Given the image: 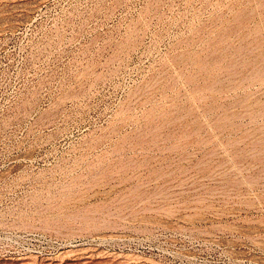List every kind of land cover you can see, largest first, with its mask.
<instances>
[{
  "label": "rangeland",
  "instance_id": "obj_1",
  "mask_svg": "<svg viewBox=\"0 0 264 264\" xmlns=\"http://www.w3.org/2000/svg\"><path fill=\"white\" fill-rule=\"evenodd\" d=\"M0 264H264V0H0Z\"/></svg>",
  "mask_w": 264,
  "mask_h": 264
},
{
  "label": "built area",
  "instance_id": "obj_2",
  "mask_svg": "<svg viewBox=\"0 0 264 264\" xmlns=\"http://www.w3.org/2000/svg\"><path fill=\"white\" fill-rule=\"evenodd\" d=\"M20 238L26 239L29 241H45L46 237L37 233H21L19 235Z\"/></svg>",
  "mask_w": 264,
  "mask_h": 264
}]
</instances>
